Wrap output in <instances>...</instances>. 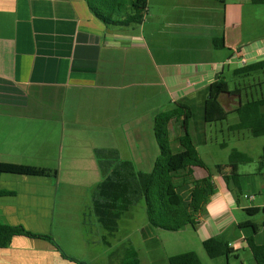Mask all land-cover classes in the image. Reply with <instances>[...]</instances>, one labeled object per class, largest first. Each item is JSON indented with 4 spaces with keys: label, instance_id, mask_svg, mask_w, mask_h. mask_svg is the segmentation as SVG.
Masks as SVG:
<instances>
[{
    "label": "crops",
    "instance_id": "0c3cea01",
    "mask_svg": "<svg viewBox=\"0 0 264 264\" xmlns=\"http://www.w3.org/2000/svg\"><path fill=\"white\" fill-rule=\"evenodd\" d=\"M215 38L223 39L222 49L214 48ZM240 59H264V5L251 0H147L143 21L127 27L104 25L85 0H0V164L56 172L0 171V191L14 192L0 196V222L49 234L67 257L88 264L83 253L62 242L68 244L67 231L77 229L75 241L87 248L84 212L92 211L90 193L101 179L93 149H114L137 171H151L158 155L153 117L178 102L191 108L192 134L202 133L205 142L209 85L241 66ZM261 81L252 83L264 93ZM168 130L176 143L182 130L175 123ZM206 175L193 167L195 178ZM213 182L216 193L196 230L203 235L200 243L209 237L228 242L237 261L238 250L247 248L239 225L250 219L230 222L228 216L235 209L262 208L264 201L254 203L249 194L237 205L231 184L219 175ZM259 187L262 192L264 182ZM154 230L147 222L141 229L143 244L154 246L148 248L149 264H168L159 242L145 236ZM102 235L97 231L105 246ZM60 251L46 240L16 236L0 248V264H76ZM216 264H229V257Z\"/></svg>",
    "mask_w": 264,
    "mask_h": 264
},
{
    "label": "trees",
    "instance_id": "16d2710c",
    "mask_svg": "<svg viewBox=\"0 0 264 264\" xmlns=\"http://www.w3.org/2000/svg\"><path fill=\"white\" fill-rule=\"evenodd\" d=\"M223 3L224 0H218ZM89 11L104 25L127 27L140 24L147 13V0H85ZM255 5H264V0H251ZM215 49L224 47L222 38L213 39ZM255 73H264V59L237 66L230 70L233 80L231 88L223 74L209 85L204 103V122L216 124L227 120L229 114L237 116V122L228 125L231 132L246 131L252 137L264 136V93L260 84L250 82ZM252 83L251 85L249 84ZM223 97H234L236 106L226 109ZM191 108L184 103H175L171 108L154 115L153 134L158 147V155L151 171H137L129 160H122L114 149L95 148L93 156L101 179L90 193L92 212L98 226L103 230V243L108 246V238L118 231L119 221L129 211L144 202L146 221L156 229L177 232L190 226L196 229L199 218L204 215L209 199L216 193L213 176L219 175L226 185H232L235 203L239 197L234 189H240L236 168L252 159L239 150L233 149L227 165L217 164L211 171L199 157L195 138L191 131ZM178 124L182 130L175 141L178 151H173L169 135V124ZM221 146H225L222 143ZM264 166V146L258 162V170ZM193 167L206 170L203 178L193 176ZM0 171L33 176H56L55 171L31 166L0 164ZM14 195V192L0 191V196ZM248 216L262 212L264 207L243 210ZM264 226V222L262 223ZM239 227L246 231L245 243L255 264H264V243L257 244L255 236L259 225L247 220ZM16 236L36 238L50 242L58 251L59 246L49 234L33 233L21 225H7L0 222V248H7ZM202 248L210 259L228 258L235 254L229 243L209 237L202 241ZM61 252V251H60ZM76 264H86L67 257ZM116 264H140L138 251L128 242L120 244L111 254ZM168 264H202L198 255L187 251L167 257Z\"/></svg>",
    "mask_w": 264,
    "mask_h": 264
},
{
    "label": "rangeland",
    "instance_id": "374dc122",
    "mask_svg": "<svg viewBox=\"0 0 264 264\" xmlns=\"http://www.w3.org/2000/svg\"><path fill=\"white\" fill-rule=\"evenodd\" d=\"M261 74L262 73H255L251 77L250 82L253 81V79L257 81L258 78H260L262 80L261 87L264 91V79ZM226 80L229 82V85L232 88L233 83H235L234 81L236 79L233 80V77H231V75H228L226 77ZM250 82L249 84L251 85L252 83ZM222 101L224 102L226 109L235 107L237 103V100L234 97H223ZM195 122H198L197 116H195ZM236 122V114L231 113L228 115L227 120L225 121L216 124H208L205 142L203 140L202 133L197 132L194 138L199 157L204 161L206 166L211 171H214V167L216 164H220L223 166L227 165L228 156L231 150L236 149L247 154L252 159V161L247 164L239 165L238 173L241 176L239 185L241 191L238 188L234 189V191L242 201H244L245 196L249 194H254V196L257 198L254 203L264 201V190H261L262 192H260L259 187V184L264 182V166L261 171L258 170V162L260 160L262 148L264 146V136L252 137L246 131H228V125ZM222 143H225V146H221ZM170 144L173 151H176L177 144L174 141H171ZM146 161L148 162L149 160ZM136 168L138 170L140 169L146 172L149 169L148 166H136ZM70 207L73 206L71 205ZM92 216L93 215L91 210H89L88 212L86 210V212H84V230L81 228L82 237L86 241H88L87 248L84 245H79V243L75 241V238L77 237L74 234L77 233V231L79 232V230L73 229L67 231L70 234H67V241L69 243L66 244L64 240L62 242L63 246L66 249H69V251H73V253L77 252L76 254L83 253L84 256L88 259V264H116L114 259H111L110 254L120 244L129 242L138 251L141 264L150 263L147 254L149 253V250H152L154 246L150 245L149 243L148 245L143 244L145 239L142 240L141 238L142 226L147 222L143 201L133 207L126 216L120 219L118 231L113 237L107 239L110 244L108 247H106V245L100 246V243L97 239V231L102 234H104V232L97 224L93 226ZM228 217V220L230 222L233 218L237 220L248 218L259 225V231L257 233L256 241L257 243H264V226H262V223L264 222V214L262 212H259L254 216H248L244 211L235 209L233 214L229 215ZM154 229V234L145 236L147 238H155L159 242L161 251L167 256L187 251H193L200 257V261L202 264H216L217 260L225 261V257L210 259L205 254L200 243V239L203 237L202 233L200 231L198 232L196 229H193L190 226H186L185 228L177 232L164 231L156 228ZM142 231L144 232L145 230ZM228 232L231 235H235L233 236L234 239L235 237H238V230H236L234 227H232ZM72 235L73 239H71ZM109 247L111 250L105 256L106 258H104L102 256V252L103 250H109ZM238 253L240 255V259L234 261V255H231L229 256V264H248V261L252 260L251 253L248 248H241L238 250Z\"/></svg>",
    "mask_w": 264,
    "mask_h": 264
},
{
    "label": "built area",
    "instance_id": "2783aa9c",
    "mask_svg": "<svg viewBox=\"0 0 264 264\" xmlns=\"http://www.w3.org/2000/svg\"><path fill=\"white\" fill-rule=\"evenodd\" d=\"M238 63H239L241 66H243V65H245V60H244V59H240V60L238 61Z\"/></svg>",
    "mask_w": 264,
    "mask_h": 264
}]
</instances>
